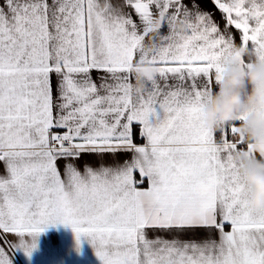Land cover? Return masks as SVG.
I'll return each mask as SVG.
<instances>
[{"label":"snow or ice","instance_id":"6c2138e0","mask_svg":"<svg viewBox=\"0 0 264 264\" xmlns=\"http://www.w3.org/2000/svg\"><path fill=\"white\" fill-rule=\"evenodd\" d=\"M229 58L264 61V0H0V264L57 224L101 264H264L248 112L201 122Z\"/></svg>","mask_w":264,"mask_h":264},{"label":"clouds","instance_id":"9594fccd","mask_svg":"<svg viewBox=\"0 0 264 264\" xmlns=\"http://www.w3.org/2000/svg\"><path fill=\"white\" fill-rule=\"evenodd\" d=\"M155 27V25L153 26ZM182 31L180 24L175 25ZM151 51V48L147 49ZM239 51L241 57L246 50ZM154 68L137 65L132 70L133 84L143 89L153 78ZM253 109L264 110V61H255L244 68L235 58L224 63V72L201 110V122L210 129L217 130L220 125L231 122L241 112L248 115L237 126V134L242 136L254 155L251 160L237 156L239 172L247 189L246 204L253 210L264 208V114Z\"/></svg>","mask_w":264,"mask_h":264},{"label":"crops","instance_id":"0c3cea01","mask_svg":"<svg viewBox=\"0 0 264 264\" xmlns=\"http://www.w3.org/2000/svg\"><path fill=\"white\" fill-rule=\"evenodd\" d=\"M203 7L215 13L217 18L219 17L218 11L215 10L210 2L204 4ZM150 40L151 37H149ZM237 43H239L238 38ZM97 75L95 71L92 72L93 80H97ZM86 159L89 158L86 157ZM241 178L243 181L242 175ZM244 186L246 189L245 184ZM213 238L218 239L215 236ZM35 244L36 247L32 250L29 257H25L22 251H14L11 254L12 264H101L95 255L93 247L86 240L81 238L80 244L77 247L74 234L67 226L57 224L46 227L36 237Z\"/></svg>","mask_w":264,"mask_h":264},{"label":"trees","instance_id":"16d2710c","mask_svg":"<svg viewBox=\"0 0 264 264\" xmlns=\"http://www.w3.org/2000/svg\"><path fill=\"white\" fill-rule=\"evenodd\" d=\"M139 142V141H138Z\"/></svg>","mask_w":264,"mask_h":264}]
</instances>
